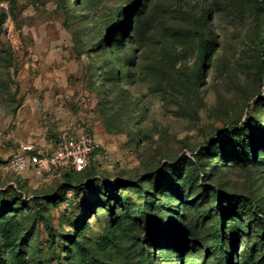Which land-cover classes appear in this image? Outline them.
<instances>
[{"label":"rangeland","instance_id":"rangeland-1","mask_svg":"<svg viewBox=\"0 0 264 264\" xmlns=\"http://www.w3.org/2000/svg\"><path fill=\"white\" fill-rule=\"evenodd\" d=\"M263 32L264 0H0V264H216L219 223L264 264ZM77 124L86 172L10 171Z\"/></svg>","mask_w":264,"mask_h":264},{"label":"built area","instance_id":"built-area-1","mask_svg":"<svg viewBox=\"0 0 264 264\" xmlns=\"http://www.w3.org/2000/svg\"><path fill=\"white\" fill-rule=\"evenodd\" d=\"M48 144L47 150L32 143L20 144L11 157L10 171L17 176L31 172L38 178L55 172L82 173L99 153L94 136L82 124L59 133ZM10 186L16 188L13 183Z\"/></svg>","mask_w":264,"mask_h":264},{"label":"trees","instance_id":"trees-1","mask_svg":"<svg viewBox=\"0 0 264 264\" xmlns=\"http://www.w3.org/2000/svg\"><path fill=\"white\" fill-rule=\"evenodd\" d=\"M264 33V32H263ZM202 46L204 45L203 43L201 44ZM261 45H263L264 46V35H263V38H262V41H261ZM204 50V49H203ZM261 65V64H260ZM259 65V66H260ZM126 78H128V76H126ZM237 131H242L243 129H240V128H238V129H236ZM236 130H234V132L236 131ZM228 135H230L229 133H228ZM227 135H225V137H226ZM231 139V138H230ZM215 146H218L219 148H221V143L220 142H218ZM238 147V146H237ZM254 150H251L250 151V155L252 156V157H254ZM245 158V161H247V157L246 156H244ZM84 172H86V171H84ZM83 173V172H82ZM79 174H81V173H73V172H70V171H66V172H64V179H65V181H70V179H71V176L72 175H79ZM88 178V177H87ZM100 179H96V178H94V177H89V179L87 180V181H85L84 183H80L79 181L78 182H76V187H81L82 188V190L83 189H86L87 187H91L92 186V183H94V182H97V181H99ZM102 181V180H101ZM15 185V187L16 188H14L13 186H10V185H8L6 188H4L3 189V191L2 192H5L6 190H8V189H10V191H11V193L17 198V200L18 201H21L23 204H29V203H31V204H34V203H38V202H42V200H43V197H38V196H35V197H26L24 194H23V192H22V190H21V188L18 186V185H16V184H14ZM230 198H232V199H234V200H236V201H234L235 202V204L236 203H238L240 200H242L240 197H237V196H232V197H230ZM104 204H107V206L109 207V210H110V201H109V199L108 198H106L105 197V200H104ZM235 216H234V214H231L230 216H229V218H228V221H230V220H233V218H234ZM150 222H151V220H147V225H149L150 224ZM223 228H224V226L222 225V224H220L219 223V228H218V231L219 232H217L218 234L216 235V238H215V243H214V248H215V250H216V253H217V258H216V264H231V256H230V254L225 250V247H224V239H223V237H222V234H221V232L223 231ZM231 232H234L235 231V224L234 223H231L230 225H229V228H228Z\"/></svg>","mask_w":264,"mask_h":264},{"label":"crops","instance_id":"crops-1","mask_svg":"<svg viewBox=\"0 0 264 264\" xmlns=\"http://www.w3.org/2000/svg\"><path fill=\"white\" fill-rule=\"evenodd\" d=\"M42 142H43V144H44L45 147L48 146V148H50V145L48 144V140L45 141V139H43Z\"/></svg>","mask_w":264,"mask_h":264},{"label":"bare ground","instance_id":"bare-ground-1","mask_svg":"<svg viewBox=\"0 0 264 264\" xmlns=\"http://www.w3.org/2000/svg\"><path fill=\"white\" fill-rule=\"evenodd\" d=\"M125 76V75H124ZM125 81V80H124Z\"/></svg>","mask_w":264,"mask_h":264}]
</instances>
